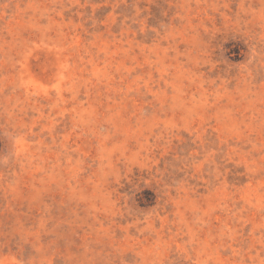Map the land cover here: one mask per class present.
Returning a JSON list of instances; mask_svg holds the SVG:
<instances>
[{
    "label": "rangeland",
    "instance_id": "obj_1",
    "mask_svg": "<svg viewBox=\"0 0 264 264\" xmlns=\"http://www.w3.org/2000/svg\"><path fill=\"white\" fill-rule=\"evenodd\" d=\"M0 264H264V0H0Z\"/></svg>",
    "mask_w": 264,
    "mask_h": 264
}]
</instances>
